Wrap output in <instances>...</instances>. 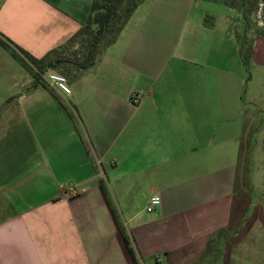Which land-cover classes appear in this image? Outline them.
<instances>
[{"label": "crops", "instance_id": "0c3cea01", "mask_svg": "<svg viewBox=\"0 0 264 264\" xmlns=\"http://www.w3.org/2000/svg\"><path fill=\"white\" fill-rule=\"evenodd\" d=\"M166 1L144 0L75 80L60 73L69 95L34 84L0 46V264H223L228 242L232 264L258 253L251 216L216 234L234 232L262 188L264 36L248 79L234 22L207 26L190 0ZM91 3L0 0V33L41 58ZM247 125L251 197L235 189Z\"/></svg>", "mask_w": 264, "mask_h": 264}, {"label": "trees", "instance_id": "16d2710c", "mask_svg": "<svg viewBox=\"0 0 264 264\" xmlns=\"http://www.w3.org/2000/svg\"><path fill=\"white\" fill-rule=\"evenodd\" d=\"M144 0H92L90 11L85 23L71 35L62 45L50 50L43 57L36 58L29 52L12 42L9 38L0 33V46L10 52V54L26 69L33 77L34 84L46 86L42 79V74L49 70L58 71L68 77L70 81L79 76V72L85 71L93 66L97 57L102 54L107 47L113 44L136 8ZM220 3L229 8L239 11L242 17V26L238 30L234 29V38L238 48L240 61L246 72L250 71L252 59V49L254 41L264 36V21L260 28H255V33L250 34L252 25V15L261 10L264 14V0H206ZM205 16L204 24L212 25ZM252 25V26H251ZM73 118V115L69 113ZM241 144L238 155V171L241 164V157L244 153V142ZM248 154L250 153L249 144L246 143ZM248 170L249 167H248ZM248 172V171H247ZM102 189L107 198L104 184ZM248 188L251 189L250 183ZM235 189L238 191L237 179ZM122 233L124 229L118 222ZM239 230L237 227L234 232L218 230V237L230 236Z\"/></svg>", "mask_w": 264, "mask_h": 264}, {"label": "rangeland", "instance_id": "374dc122", "mask_svg": "<svg viewBox=\"0 0 264 264\" xmlns=\"http://www.w3.org/2000/svg\"><path fill=\"white\" fill-rule=\"evenodd\" d=\"M181 2L182 1H179V0H176V1L168 0V1H166V4H180ZM190 2L192 4H194L195 7L204 11V15L207 16L209 19L208 21H211L214 23L217 22L218 28H222L219 26H223V28L225 26H227L229 23V20L234 22V24H235L234 29L236 28V30L237 29L239 30L242 26L241 14L236 9H232V8H229L225 5H223V4L210 2V1H206V0H190ZM263 21H264V14L262 13L261 10H258L257 12H255L252 15V25L255 24V26L251 25L252 27L250 29V34H254L255 28H260L263 24ZM253 72H254V70H250V71L248 70V72H246V77L247 78L250 77L251 73H253ZM246 98H247V96H245V99ZM249 131L250 130H249V127L247 125L246 126V132L243 135L244 138L242 141V143L244 142V146H243L244 153H243V156L241 157V164H240V168H239L238 176H237L238 192L241 195H244L246 197L247 196L251 197V195H252L251 194L252 193V185L250 184L251 189L248 188V183H250V178H249L250 170H248V167L250 169V167L252 166V163H251L252 158L250 156V153L248 154V151L246 148V143L248 142V144H249V137H250ZM260 164H261L260 169L264 170V162H262ZM260 182H261L260 187H262V188H261V190H257V192H256V194H259L258 195L259 197L257 198L255 196L253 198L252 209H250L249 211L246 210L245 212H243V215L241 216V222L237 226V227H239V229L242 227L245 220L248 217L250 218V216H251V219H253V221L256 222V224L261 223V226L264 227V176H263V178H261ZM261 197H262V200H260ZM235 206L238 208V200L235 202ZM263 230H264V228H263ZM247 231H248V229H247ZM231 253H232L231 242H228V243H226V245H224V254L226 255V257H225V262H223V264H232L233 254H231ZM236 259H237L236 264H242L241 259H238V258H236ZM251 261H252L251 264H264V237L259 238L258 253L253 255Z\"/></svg>", "mask_w": 264, "mask_h": 264}, {"label": "built area", "instance_id": "2783aa9c", "mask_svg": "<svg viewBox=\"0 0 264 264\" xmlns=\"http://www.w3.org/2000/svg\"><path fill=\"white\" fill-rule=\"evenodd\" d=\"M41 76H42L43 81L46 83V85H49L57 89L64 95H69L71 93V89L67 83V80L62 74L56 71L49 70L45 72L44 74H42ZM139 98H140V94L138 93L133 94L131 97L132 103H137L139 101ZM159 203H160L159 197L152 196L148 201L146 210L152 211Z\"/></svg>", "mask_w": 264, "mask_h": 264}]
</instances>
